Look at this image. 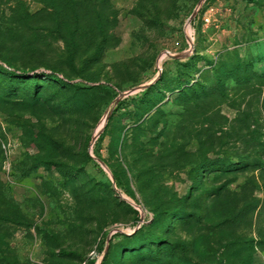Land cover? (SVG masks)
<instances>
[{
	"label": "rangeland",
	"instance_id": "obj_1",
	"mask_svg": "<svg viewBox=\"0 0 264 264\" xmlns=\"http://www.w3.org/2000/svg\"><path fill=\"white\" fill-rule=\"evenodd\" d=\"M41 1L0 0V66L71 84L0 74V264H264V169L204 167L264 160V0Z\"/></svg>",
	"mask_w": 264,
	"mask_h": 264
},
{
	"label": "trees",
	"instance_id": "obj_2",
	"mask_svg": "<svg viewBox=\"0 0 264 264\" xmlns=\"http://www.w3.org/2000/svg\"><path fill=\"white\" fill-rule=\"evenodd\" d=\"M69 3L72 2L74 3L75 7L77 9L79 8V3H75V0H69ZM41 3L43 4L44 8L41 10L40 14L38 15H52L50 14L51 9L50 7L47 6L46 0H42ZM75 9V8H74ZM73 8H70L66 6L65 4H60L59 8H54L52 9V12L56 11L59 13L60 10H63L65 12L74 10ZM77 12V11H75ZM60 31L62 27H59ZM242 61L237 62V66L235 67L234 70H230L227 72H224L223 76L225 78L223 79L222 75H220V71H223V69H217L212 63L208 62V65L210 68L212 67L213 72H214V79H213V84L208 86L206 83H201L199 80H182L178 85L171 89V93H176L177 94V99L178 101L184 102V103H192L194 100H200L201 102H204L205 99L210 97L213 93L216 94H221V96H225V91L227 90V82L229 80L233 81H240V76L235 75L237 71L244 69L245 75L246 76H254L255 72L252 69V66L250 64H244ZM5 67L2 65L0 66V74L3 76L13 80V79H18V80H29L32 81L34 84L40 80H48L50 82H55L61 85H70L68 81L58 77L57 74L54 72H37V71H30V72H25V71H19L11 67L10 65L4 64ZM248 78V77H247ZM246 78V79H247ZM247 81V80H246ZM161 83V78H159L154 84L149 86L145 90V97L147 100H149L150 103H153L152 99H149L148 96L153 93V92H159V85ZM162 101L159 100V102ZM158 103V102H157ZM87 160L92 161V157L87 155ZM204 167H208L209 169H218L221 173H227V172H242L244 170H247L249 167H254V168H260L264 169V160L259 159V160H252V161H245L242 160V158L234 157V159H219L216 161H208L205 163ZM117 185V184H116ZM184 212L183 207L177 206L174 210V213H160L159 215L156 216L154 220H156L153 224L158 225L166 220H170L173 217L179 215L181 216ZM152 224V225H153ZM161 230H163L161 228ZM143 232H135L134 234L126 237L127 240L131 241L133 239H136L141 235ZM164 242L162 239L150 235V236H144L143 237V244H147V248H150L152 245L153 246H159L160 243Z\"/></svg>",
	"mask_w": 264,
	"mask_h": 264
},
{
	"label": "water",
	"instance_id": "obj_3",
	"mask_svg": "<svg viewBox=\"0 0 264 264\" xmlns=\"http://www.w3.org/2000/svg\"><path fill=\"white\" fill-rule=\"evenodd\" d=\"M170 57L173 58V59H177V58H179V57H177V56H175V55H170ZM145 88H146V87H142V90L145 89Z\"/></svg>",
	"mask_w": 264,
	"mask_h": 264
},
{
	"label": "bare ground",
	"instance_id": "obj_4",
	"mask_svg": "<svg viewBox=\"0 0 264 264\" xmlns=\"http://www.w3.org/2000/svg\"><path fill=\"white\" fill-rule=\"evenodd\" d=\"M161 62H162V61L160 60V61H159V65H161ZM98 131H100V128L97 130V132H98Z\"/></svg>",
	"mask_w": 264,
	"mask_h": 264
}]
</instances>
